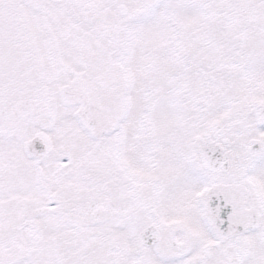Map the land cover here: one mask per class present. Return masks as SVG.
<instances>
[{
	"label": "snow or ice",
	"instance_id": "snow-or-ice-1",
	"mask_svg": "<svg viewBox=\"0 0 264 264\" xmlns=\"http://www.w3.org/2000/svg\"><path fill=\"white\" fill-rule=\"evenodd\" d=\"M0 264H264V0H0Z\"/></svg>",
	"mask_w": 264,
	"mask_h": 264
}]
</instances>
